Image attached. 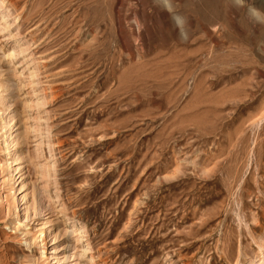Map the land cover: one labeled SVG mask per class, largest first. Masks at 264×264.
Listing matches in <instances>:
<instances>
[{"label":"rangeland","instance_id":"obj_1","mask_svg":"<svg viewBox=\"0 0 264 264\" xmlns=\"http://www.w3.org/2000/svg\"><path fill=\"white\" fill-rule=\"evenodd\" d=\"M0 264H264V0H0Z\"/></svg>","mask_w":264,"mask_h":264},{"label":"bare ground","instance_id":"obj_2","mask_svg":"<svg viewBox=\"0 0 264 264\" xmlns=\"http://www.w3.org/2000/svg\"><path fill=\"white\" fill-rule=\"evenodd\" d=\"M8 115H11V111L8 113ZM10 117V116H9ZM11 120H12V118H11ZM11 120H10V122H11ZM9 122V123H10ZM11 139V133L10 132H8V137H7V141H9Z\"/></svg>","mask_w":264,"mask_h":264}]
</instances>
